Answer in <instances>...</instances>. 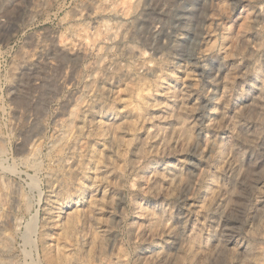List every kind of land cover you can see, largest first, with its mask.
<instances>
[{
    "label": "rangeland",
    "instance_id": "1",
    "mask_svg": "<svg viewBox=\"0 0 264 264\" xmlns=\"http://www.w3.org/2000/svg\"><path fill=\"white\" fill-rule=\"evenodd\" d=\"M0 264H264V0H0Z\"/></svg>",
    "mask_w": 264,
    "mask_h": 264
},
{
    "label": "bare ground",
    "instance_id": "2",
    "mask_svg": "<svg viewBox=\"0 0 264 264\" xmlns=\"http://www.w3.org/2000/svg\"><path fill=\"white\" fill-rule=\"evenodd\" d=\"M177 14H172L171 16H170V18L171 19H174L175 18V16H176ZM234 22H236V21H234ZM242 25V24H241ZM238 28V27H237ZM26 57V56H25ZM230 145V144H229ZM223 152V151H222ZM223 196V195H222ZM63 212V211H62ZM205 251V250H204ZM207 252V251H206ZM201 253V252H200ZM206 254V253H205ZM198 255V254H197ZM203 255V253L200 255V256H202ZM199 256V255H198ZM197 256V257H198Z\"/></svg>",
    "mask_w": 264,
    "mask_h": 264
}]
</instances>
